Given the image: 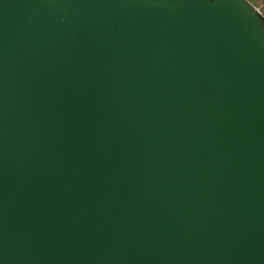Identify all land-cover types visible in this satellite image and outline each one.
<instances>
[{
  "label": "water",
  "instance_id": "95a60500",
  "mask_svg": "<svg viewBox=\"0 0 264 264\" xmlns=\"http://www.w3.org/2000/svg\"><path fill=\"white\" fill-rule=\"evenodd\" d=\"M0 264H264L261 10L0 0Z\"/></svg>",
  "mask_w": 264,
  "mask_h": 264
},
{
  "label": "rangeland",
  "instance_id": "374dc122",
  "mask_svg": "<svg viewBox=\"0 0 264 264\" xmlns=\"http://www.w3.org/2000/svg\"><path fill=\"white\" fill-rule=\"evenodd\" d=\"M253 5L257 6L261 12H264V0H249Z\"/></svg>",
  "mask_w": 264,
  "mask_h": 264
},
{
  "label": "snow or ice",
  "instance_id": "6c2138e0",
  "mask_svg": "<svg viewBox=\"0 0 264 264\" xmlns=\"http://www.w3.org/2000/svg\"><path fill=\"white\" fill-rule=\"evenodd\" d=\"M262 14H264V12H262Z\"/></svg>",
  "mask_w": 264,
  "mask_h": 264
}]
</instances>
